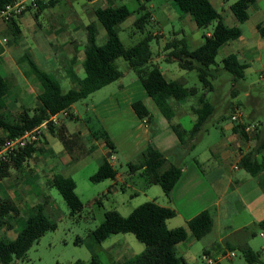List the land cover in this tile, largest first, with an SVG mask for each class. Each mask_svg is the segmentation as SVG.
<instances>
[{"label": "trees", "instance_id": "16d2710c", "mask_svg": "<svg viewBox=\"0 0 264 264\" xmlns=\"http://www.w3.org/2000/svg\"><path fill=\"white\" fill-rule=\"evenodd\" d=\"M12 0H0L1 9ZM60 0L41 2L34 11L37 24L42 11L47 7L55 6ZM94 1V0H87ZM182 13L192 14L199 28L213 26L210 32L203 34L204 42L197 48H190L185 38L174 37L168 41L165 49H169V60H177L184 70H195L204 86L213 89V80L216 78L217 56L222 45L228 41L235 40L242 35L239 26H228L222 13L213 5L211 0H173ZM254 0H237L232 4V10L240 22L249 18L248 7ZM28 10V11H29ZM137 13L134 26L144 34L138 42L126 47L120 38V25L128 17ZM24 14V13H23ZM96 16L106 29L107 39L103 44L98 42V29L94 22L86 26L88 35L84 48L83 67L85 76L80 77L73 65L76 57L70 59L67 75L76 84L68 90H64L60 82L30 57V71L39 80L42 91L38 95V103L34 110L25 109L17 119L7 118L4 111L7 109L6 96L11 92L12 82L0 73V143L6 138L23 134L26 130L40 125L51 114L62 109H72L73 104L88 97L102 87L121 79L124 72L116 65V59L123 57L129 66L137 73L146 93L153 98L164 116L168 119L171 127L177 134L180 142L169 151H161L153 145H149L137 157V160L128 163L131 173L142 171L145 185L148 188L154 184L162 187L166 197L171 199L172 191L181 178L183 165L182 156L188 150H193L199 134L205 124L212 118L216 106L205 92L198 87H189L182 79L168 80L161 67L152 60L153 51L151 41L158 34L148 29L152 23L151 10L141 4L138 10H132L127 4L118 6H106L97 8ZM261 35L264 37V22L258 25ZM8 35L14 38L20 37L22 33L18 18L8 22ZM2 48H0V51ZM223 68L234 75L235 80L245 78L246 63L239 61L235 54H229L223 59ZM190 97H197L198 104L194 109L197 115L192 128L187 129L181 123L173 121L176 115L175 103H179ZM133 107L139 117L151 121L153 114L149 111L142 100L133 102ZM70 118L75 115L70 111ZM233 130L241 132L248 138L244 125L235 123ZM53 136L60 139L71 155L73 160H80L90 154L88 147L83 142L79 133H72L64 124L50 125L48 130ZM95 137L103 138L112 152L116 151L115 144L108 132L101 128L94 132ZM258 144L251 151L242 155L239 166L252 175L264 170V156L259 159L257 154L264 151V132L258 134ZM38 146H29L16 155L9 162L0 167V179L11 174V168L22 169L25 163L33 156ZM184 150V151H183ZM187 150V151H186ZM172 157L176 159L172 160ZM118 170L104 157L98 170L91 176L94 182L106 179H116ZM50 185L58 189L68 206L72 215L79 214L83 209V201L77 193V183L71 176L56 173ZM45 203H38L33 207L32 213L27 217L23 227L14 240H0V264H11L14 260L23 259L29 249L48 230L57 227L55 221L45 214ZM174 208L163 206L155 200L146 201L135 207L128 216H123L117 210H108L104 221L90 232L88 238L78 237L76 243L87 241L93 256L90 261L76 260L71 264H103L97 257L95 251L96 243H102L112 234L133 233L138 240L145 243L146 248L141 253L123 261L121 264H187L186 260L178 255L177 245L186 240L189 231L196 239H202L210 233L214 226V216L210 209L200 212L188 221L187 226L169 228L167 221L176 216ZM20 209L12 198L0 200V229L14 227L13 222L21 219ZM264 226V222L261 223ZM232 250L239 248L248 263L264 264L261 253L255 251L248 244L230 246ZM205 254H208L205 252Z\"/></svg>", "mask_w": 264, "mask_h": 264}, {"label": "rangeland", "instance_id": "374dc122", "mask_svg": "<svg viewBox=\"0 0 264 264\" xmlns=\"http://www.w3.org/2000/svg\"><path fill=\"white\" fill-rule=\"evenodd\" d=\"M232 1L234 0H231L230 3ZM109 4L115 6L127 4L132 10H138L142 4L151 10L152 15H155L157 20L152 18L153 24L149 25L148 29L158 34V37H154L151 41L153 62L157 63L163 72H166L168 69L173 70L175 75H166L168 78H185L187 80V86L201 88L200 90L205 92L206 96L216 106L213 117L205 124L204 129L199 134L194 149L188 150L189 152H186L182 156L180 161L182 165L188 164L194 157H197L207 166L214 158L213 151L217 149L222 150L225 146H228L231 151H238L237 140L233 139L235 132L232 130L236 122L231 118L233 113L237 111L242 112L247 124L255 123L257 125L255 130L248 133V139H240L243 143V149L252 150L257 146L259 141L258 134L261 135L264 132V49L261 51V58L255 57L249 61L250 66L245 70V78L239 80H235L234 75L223 68V59L227 56L228 50L227 48L220 49L216 58V78L212 81L213 89L209 90V86L205 87L204 83L200 80L197 71L184 70L177 60L168 59L170 50L165 49V46L174 37L185 38L190 48L197 46V42L193 40L194 30L191 24L184 18L185 16H180L187 14L182 13L173 0H98L90 4L85 0H66L64 2L62 1L55 8H52L58 10L53 12L49 16V19L45 14L40 16L39 22L42 30H38L39 32L35 30L38 27L36 25L37 22L29 11L22 20L24 31L23 39L27 46L26 49L23 46L21 47L22 51L20 54H25V57L22 63L18 62V68L21 71L23 69L27 76L33 79L35 76L30 71V62L28 59L30 57L56 78L65 91L75 87L76 84L67 75V69L71 67L69 63L70 58H68L72 54L68 50L70 46L63 45V40L60 39L58 40L59 43L52 44V51L46 36H48L52 43L54 36L50 34H52L51 31H54L55 28L61 27L60 31L63 32L64 36H69L73 33L69 21L72 20L75 24H79L80 28L82 27L83 29L78 37L79 41L76 40L75 47L76 53H78L76 57L79 59L84 54L83 50L87 43L88 31L86 26L92 22L95 24L97 22L95 8L98 6L105 7ZM225 9L224 15L229 20L228 17L231 12L228 5L225 6ZM250 13L253 22H264V0H258L252 6ZM136 17L137 13H134L120 25L119 35L126 47L134 45L144 37V34L134 26ZM212 28L213 26L210 25L208 28H198V31L202 36L205 32H210ZM43 34L45 35L41 36ZM2 38L8 39V42H5V47L11 51V45L13 44L12 36L2 32ZM106 39V31L102 27V29L98 30V42L101 44ZM50 54H52L53 59L46 60V55L48 56ZM116 65L124 72V76L121 79L102 87L88 97L76 102L75 115L81 116L80 119L70 117L62 118L65 120L69 131L81 134L83 140L84 138L91 139L88 136L89 131L100 130L102 128V121L109 122L115 120L110 114L111 102H124V100L129 98L139 100L146 95L137 73L123 57L116 59ZM76 70L80 77L85 76L83 66H77ZM13 78L15 83L18 84V79L16 77ZM12 91L17 106H12L6 115L8 119L15 121L20 114L18 105L21 103L24 104L25 97L28 95L25 96V91L21 90V88L16 89L15 87ZM22 95H24L23 98ZM150 99L148 102L150 108H152V112L155 109L157 111L152 131H156L158 135L162 136L172 134L173 132L168 128L165 116L159 110L154 100L152 98ZM35 100L29 99V103L32 102L29 109L32 111L37 105V101ZM105 102L107 104H104ZM190 103L197 105V97L192 98ZM176 113L177 116L173 119L175 123H181L187 129L192 128L195 122L194 116L196 115L193 111L185 115L184 110L182 111V109L177 108ZM110 128L116 136L119 134L116 131V123H112ZM0 132L2 131L0 130ZM173 135L177 139L175 133ZM53 141L63 145L62 141L57 137ZM37 152L38 156H32L22 169L11 168L12 176L10 180L13 179L19 181L18 183L29 185L27 183H30L32 177H34L31 166L38 164L42 159L44 160L41 157V152ZM116 155L117 159L113 161V164L120 172L123 180L126 181V183H118L117 191L112 190V184L114 182L112 179H106L100 182L91 180V176L98 170L103 159L98 152L89 154L76 161L71 157L72 164L68 167L70 173H66L62 167L55 169L56 173L71 174L74 177L77 183L76 191L84 204L83 209L79 214L72 215L70 207L58 189L55 187L46 188L45 194L50 196L48 201L45 197L40 196L38 197L39 200H37V203L46 202L44 212L51 220L56 222L57 227L54 230H48L34 243L23 259L14 260L11 264H71L79 259L90 261L93 253L87 241L80 244H77L75 241L78 237L88 238L90 232L104 221L106 211L117 210L123 216H128L133 208L146 201L156 199L160 202H165V198L167 197H165L166 195L160 185L154 184L150 187V190H146L147 188H143L145 181L141 175L142 171L130 172L128 163L137 160L140 154L132 159H126L121 154L119 155L118 152ZM206 157H209V160H206ZM240 172L245 173V170L241 168ZM122 187H124V190H122ZM25 205L20 210L22 218L16 222L14 228L0 229V240L10 241L17 236L27 217L33 210L31 201H27ZM250 232L246 241L255 251L261 253V258L264 261V236L261 235V232H264V228L258 224H254L250 227ZM203 244V241L196 240L194 245L187 249V251H184L183 248H178V255L184 257L187 264H207ZM145 248V243L138 240L130 232L112 234L102 243H96L95 245L97 257L103 264H121L124 260L141 253ZM211 250V256H218V254L216 255L215 249ZM234 252L235 256L231 258L230 264H251L246 261L239 248L234 249Z\"/></svg>", "mask_w": 264, "mask_h": 264}, {"label": "crops", "instance_id": "0c3cea01", "mask_svg": "<svg viewBox=\"0 0 264 264\" xmlns=\"http://www.w3.org/2000/svg\"><path fill=\"white\" fill-rule=\"evenodd\" d=\"M62 1L64 2L66 0H60L55 6L45 8L42 11L41 15L45 14L49 19V16L53 12H56L58 10L52 8L60 5ZM97 1L98 0L87 2L90 4ZM230 1L231 0H211L213 5L222 13L224 20L228 26H239L242 29V35L239 38L228 41L227 43L222 45L220 49L227 48V55L232 53L235 54L240 62L246 63L249 67V61L251 59H254L255 57L261 58V51L264 49V37L261 35L258 28V25L263 21L253 22L250 13L252 6H254L258 0H254V2L251 3L248 7L249 18L245 22H240L232 10V4L237 0H234L231 3ZM109 5L115 6L113 4ZM226 5H228V8L231 12L228 17L229 20H227L224 15V11H226ZM97 8L104 7L98 6ZM97 8H95V14ZM29 11L33 16L34 11ZM29 11H26L23 15L18 17L22 33L20 37L17 38H14L12 36L13 44L11 45V51L5 47L6 43H3V38L1 39V33H6L8 29V23L0 20V48H2V50L0 51V73L12 82V89H15V87L16 89L21 88V90L25 91V96L28 95L26 96L27 98L25 97V103L27 104L21 103L20 105H18L20 113L23 112V110L29 109V107H31L30 104H32V102L29 103V99H36L35 101H37L38 103V95L42 91L41 84L35 75L33 79H30L23 69L21 71L18 68V62L22 63L23 58L25 57V54H20V52L22 51L21 47L23 46L26 49L27 46L23 39L24 31L22 27V20L26 13ZM185 14L187 15L180 16H185L184 18H186L191 24V27L194 30L193 40L197 42V46L195 47L197 48L204 42V37L203 35L201 36L200 32L198 31L199 27L194 16L188 13ZM152 18L156 19V16L152 15ZM69 22L71 24V30L73 32L71 33V35L64 36L63 32L60 31L61 27H58L55 28L54 31L50 30L52 32V34L50 35L54 36L52 43L50 42L48 36H46V39L50 44L51 50L52 44L56 42L59 43L58 40L62 39L63 45H66L67 47L70 46L68 50L71 51L72 54H70V57L68 58L71 59L74 56L76 57V55L78 54L76 53L75 49L76 40H78L80 32L83 31V29L82 27L80 28L79 24H75L72 20H70ZM36 25L38 26L37 29H35L36 31L42 30V27H40L41 24L36 23ZM96 26L98 30L102 29V27L104 28L103 24L98 20V18ZM44 35L45 34L41 36ZM45 59L52 60V54L48 56L46 55ZM79 59L80 61H78ZM79 59L78 57H76V61L73 65L75 70L77 66H83L84 54H82ZM40 68L42 67L40 66ZM163 73L165 74V76L175 75L172 69H168ZM13 77H16L18 79V84L15 83ZM167 79L175 80L179 78L167 77ZM182 79L185 82L187 81L185 78ZM12 89L11 92L6 96L7 109L4 111L5 114L8 113V110H10L12 106H17L14 101L15 96ZM145 94L146 95L139 100H142L149 111L153 114V118L151 119V121L146 123L144 122V118L139 117L133 107V102L136 101L134 99L129 98L124 100V102H111L110 114L111 117L115 120L109 122H105L102 120L101 121L102 128H104L110 135L115 144L116 151L112 152L110 150L105 139L95 137L94 132H96L97 130H90L88 136H90L91 139L84 138L83 140L85 145L88 147V150L90 151V155L98 152L103 159L105 157L109 160L112 155L116 157V153L118 152L119 155L121 154L126 159H132L133 157H137L150 144L164 152L171 150L179 144L180 140L166 117L165 118L167 120L168 128H170L173 133H170V135L168 134L162 136L158 135V132L152 131L157 111L155 109V111L153 110L154 112H152V108H150L148 102V100H151L150 98L152 97L149 96L146 91ZM23 97L24 95H22V98ZM192 98L195 97L185 99L179 102V104L175 103V109L178 108L182 109V111L184 110L185 115L190 114L192 111L194 114H196L194 112V109L197 107V105L190 103ZM104 104H107V102H105ZM75 110V104H73L70 111L74 115ZM175 116H177V113ZM80 118L81 116L75 115L74 119ZM196 118L197 115L194 116L195 121ZM112 123H116V131L119 133L117 134V136L112 132V129L110 128V125ZM61 124H64L66 126L64 119H62ZM233 128L234 126L232 127V130ZM174 133L177 139L174 137ZM234 136L235 137H233V139L237 140L238 143V151H231L228 146H225V148H223L222 150L217 149L213 151L214 158L207 166L204 165L203 161L199 160V158L194 157L193 160L188 164L183 165L182 176L178 180L172 191L171 199L165 198V202H160L156 199H153L163 206H168L176 210V216L168 219L167 221V225L169 228L187 226L190 219L206 209H210L213 213L214 226L212 231L199 240L195 238L194 234L191 231H189L187 239L177 245V251L178 248H183L184 251H187V249L193 246L195 241L198 240L204 242V255H206L205 252H207L209 255H212L211 249H215L216 255H220L222 253L234 251L230 248V246L236 247L239 244H248L246 239L251 233L250 227L254 224H258L260 227L264 228V226H261V223L264 222V170L260 171L256 175L250 174L245 169V173L240 172V169L242 167H236V165L237 163L239 164L242 155L251 150L243 149V143L240 139L246 140L248 138L243 136L241 132H235ZM54 138L56 137L53 136L49 131H46L40 143L38 144L40 150L37 151L41 152V157L44 158V160L42 159L38 164H34L31 166L34 177H32V181H30V183H27L29 185L18 183L19 181H15L13 179L10 180L12 176L11 174L4 179H0V200L10 197L16 202L20 210L26 206L25 204L27 201H31L33 207L37 205V200H39L38 197L40 196L45 197V199L48 201L50 196L45 194V189L53 188L50 185V182L53 176L56 174L55 169L57 167H62L64 168V171L66 173H70V169L68 167L70 166V164H72L71 156L66 152L67 150L63 145L54 142ZM33 156H38V152H35ZM263 156L264 151H262V153L260 154H257V157H260L259 159H261ZM178 158L179 157H176V159ZM176 159L172 157V160L175 161ZM206 160H209V157H206ZM236 170L238 171L235 172ZM66 176H71L72 178H74L71 174H68ZM112 180H114L112 184V190L114 191L118 190L117 186L119 182L126 183L119 171L116 179ZM127 185L130 186L128 183ZM44 186L45 188L43 189ZM150 187H148L146 190H150ZM141 189L144 190L145 188ZM122 190H124V187H122ZM13 225L15 227L16 222H13ZM261 235L264 236V232H261ZM230 260L231 258H227L220 264H230Z\"/></svg>", "mask_w": 264, "mask_h": 264}, {"label": "built area", "instance_id": "2783aa9c", "mask_svg": "<svg viewBox=\"0 0 264 264\" xmlns=\"http://www.w3.org/2000/svg\"><path fill=\"white\" fill-rule=\"evenodd\" d=\"M50 0H12L7 3L0 11V20L4 22H9L13 18H18L23 13L29 9H37L41 2H48ZM8 42L7 38H3V43ZM264 77V73H263ZM70 111L68 108L62 109L57 113L51 114L49 118L45 119L40 125L26 130L23 134L6 138L3 142L0 143V167L3 163L9 162L11 157L16 155L18 152L29 146H38L44 133L49 130L50 125H59L62 122V118L69 117ZM232 120L236 123L244 125V130L247 133L255 130L257 125L255 123L247 124L243 118L242 112H235L231 116ZM144 122L148 123V119L144 118ZM235 124V123H234ZM116 159L112 155L109 159V162L113 164V161ZM236 167H239L237 163ZM235 256V252L222 253L216 257H213L209 254L205 255L207 264H220L223 260L227 258H232Z\"/></svg>", "mask_w": 264, "mask_h": 264}]
</instances>
